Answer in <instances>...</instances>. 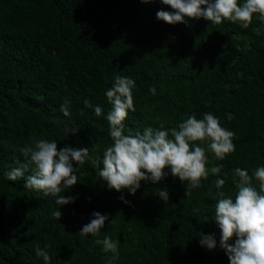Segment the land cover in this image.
Wrapping results in <instances>:
<instances>
[{"label": "trees", "instance_id": "trees-1", "mask_svg": "<svg viewBox=\"0 0 264 264\" xmlns=\"http://www.w3.org/2000/svg\"><path fill=\"white\" fill-rule=\"evenodd\" d=\"M162 9L171 11L160 0H0V264H43L35 248L45 244L54 261L108 264L112 254L93 246L105 236L119 241L112 264H230L219 246L202 247L199 234L216 233L219 245L211 167L223 164L224 191L234 198L235 169L251 176L264 166V22L254 16L247 29L203 18L169 25L156 18ZM117 74L136 83L125 134L211 113L234 133L235 152L217 161L206 150L209 176L200 188L169 174L157 184L142 181L135 195L108 190L98 176L102 165L86 162L77 184L61 193L76 199L60 207L57 220L55 199L24 187L31 169L17 181L6 174L23 161L19 149L36 139L102 157L111 144L105 92ZM86 99L103 114L86 108ZM65 100L70 117L60 111ZM66 124L79 132L66 134ZM253 186L259 190L255 179ZM93 212L109 221L96 237L82 238L77 232Z\"/></svg>", "mask_w": 264, "mask_h": 264}, {"label": "clouds", "instance_id": "clouds-1", "mask_svg": "<svg viewBox=\"0 0 264 264\" xmlns=\"http://www.w3.org/2000/svg\"><path fill=\"white\" fill-rule=\"evenodd\" d=\"M142 3H155L156 0H141ZM162 5L171 11L159 10L156 18L169 25L187 24L189 19L204 20L213 25H221L225 21L239 24L247 29L254 16L264 22V0H160ZM135 81L128 76L117 74L112 86L105 92L107 102L111 105L106 120L109 125L111 144L107 146L102 157L90 153L88 147L64 146L58 148L55 140L36 139L19 149L23 161L18 167L12 168L6 179L17 181L27 175L24 187L39 191L45 197H53L59 206L52 213L53 218L60 220L61 206L74 203L75 197L61 195L71 189L79 180L80 168L86 162L99 168L98 176L107 185L108 190L122 192L127 190L135 195L141 182L157 184L169 174L179 178L181 183L188 182V188L202 187V180H207L209 169L206 150L214 154L217 161H223L235 152L234 133L221 126L220 120L211 113H205L202 119L195 115L188 116L177 127L165 129L161 124L158 128L147 127L142 132L125 134V121L129 111L135 112L133 90ZM156 94L155 87L149 89ZM69 101L65 100L60 111L70 117ZM86 108H93L97 117L103 114L100 106H93L87 99ZM84 116L85 112L80 111ZM79 126L65 125L66 134L76 135ZM206 145V148L205 146ZM74 165H76L74 167ZM223 164H216L210 171L217 178L214 181L215 215L214 222L220 230L219 245L216 233L199 234V243L211 251L219 246L225 251L230 264H264V166L258 167L250 176L247 170L235 169L239 178L235 197L224 191L225 179L220 178ZM253 179L258 181L259 190L253 186ZM212 194L211 189L209 190ZM158 196L166 203L169 193L161 189ZM121 201L130 202L123 196ZM194 212L198 209H194ZM109 215L93 212L89 223L85 224L77 234L87 238L89 234L96 237ZM119 241L109 236L95 239L94 245H102L104 253H111L108 264L118 259ZM36 247L35 255L43 259V264H64L54 261L47 249ZM92 249L90 248L89 251Z\"/></svg>", "mask_w": 264, "mask_h": 264}]
</instances>
